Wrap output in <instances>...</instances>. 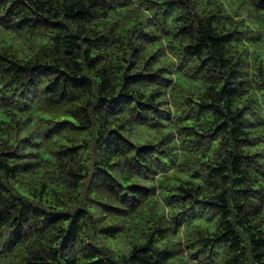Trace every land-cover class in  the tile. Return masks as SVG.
<instances>
[{
  "label": "trees",
  "instance_id": "16d2710c",
  "mask_svg": "<svg viewBox=\"0 0 264 264\" xmlns=\"http://www.w3.org/2000/svg\"><path fill=\"white\" fill-rule=\"evenodd\" d=\"M0 235L17 264H264V0H0Z\"/></svg>",
  "mask_w": 264,
  "mask_h": 264
},
{
  "label": "clouds",
  "instance_id": "9594fccd",
  "mask_svg": "<svg viewBox=\"0 0 264 264\" xmlns=\"http://www.w3.org/2000/svg\"><path fill=\"white\" fill-rule=\"evenodd\" d=\"M246 7H248V5H246ZM17 21L15 19L12 20V23L15 24ZM167 51V50H166ZM168 57L171 63L175 64V65H179L180 61L183 59V53L182 51H176L175 54H173L172 52H168ZM176 69L174 68L173 71H175ZM159 75H164L163 73L159 74ZM162 84H166V81H161ZM141 92H143V89H140ZM139 98V97H138ZM177 128L179 127V125L176 126ZM169 128L172 129V125H169ZM175 130V129H173ZM178 143V142H177ZM7 247L6 244V235H0V264H17V260L16 257H18L19 255H21L22 253L20 251L14 252L11 256H8L7 259L4 258V256L6 255L5 253V249ZM217 251H219V249H217ZM231 259V257H225L223 254L221 255V259L220 261L217 262V264H223V261L225 259ZM248 264H255V261L252 259L251 255H249L248 257Z\"/></svg>",
  "mask_w": 264,
  "mask_h": 264
}]
</instances>
